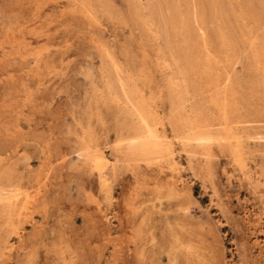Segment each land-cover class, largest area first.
Returning a JSON list of instances; mask_svg holds the SVG:
<instances>
[{"label":"rangeland","instance_id":"374dc122","mask_svg":"<svg viewBox=\"0 0 264 264\" xmlns=\"http://www.w3.org/2000/svg\"><path fill=\"white\" fill-rule=\"evenodd\" d=\"M0 193V264H264V0H0Z\"/></svg>","mask_w":264,"mask_h":264},{"label":"bare ground","instance_id":"6f19581e","mask_svg":"<svg viewBox=\"0 0 264 264\" xmlns=\"http://www.w3.org/2000/svg\"><path fill=\"white\" fill-rule=\"evenodd\" d=\"M180 26V25H179ZM229 103V102H228ZM230 104V103H229ZM233 105V104H232ZM231 106V105H230ZM228 108V107H227ZM224 116V115H223ZM225 117V116H224ZM141 118H143V117H141ZM145 118V117H144ZM141 121H142V123H143V120L141 119ZM227 122V121H226ZM147 123V122H146ZM191 123H193V122H191ZM199 123V122H198ZM144 124H145V122H144ZM148 125V124H147ZM196 126V125H195ZM149 127V126H148ZM206 127V126H205ZM204 127V128H205ZM230 127V126H229ZM150 129V128H149ZM192 130H193V125H192V128H191ZM203 129V128H202ZM143 130V129H142ZM201 130V129H200ZM204 130V129H203ZM208 130H209V128H208ZM151 131V130H150ZM194 131H195V129H194ZM249 131V130H248ZM142 133H144V131H141ZM212 132V131H211ZM198 133V132H197ZM199 133H201V131L199 132ZM207 133H209V132H207V128L205 129V131H203V133H201L200 135H198V136H195V138H194V140L198 143V145H200V147H203V148H206L207 150L208 149H211V147L213 146L212 145V142H211V139H210V137L209 136H212V135H210L209 134V136H208V134ZM150 134V136H152V134H151V132L149 133ZM193 134V133H192ZM195 134V133H194ZM224 133L222 132V135H223ZM217 135V134H216ZM237 135V134H236ZM235 135V136H236ZM187 136V135H186ZM221 136V135H220ZM238 136V135H237ZM236 136V137H237ZM240 136V135H239ZM146 138V136H144L143 135V137H140L141 138V140H143V138ZM191 137V136H190ZM213 137H214V134H213ZM215 137H217V138H219L218 137V135L217 136H215ZM225 137L227 138V136H226V134H225ZM153 138V139H152ZM152 138H149V137H147V139H145L144 140V142H135V143H133V144H131L132 143V141L130 142V144H131V146L129 147L130 148V150H131V152H132V154H139V153H141V155H145V156H149V155H153V153H155V152H157L159 149H160V146L156 143V141H154V139H156V138H154V136L152 137ZM186 138V137H185ZM240 139H242L241 137H239ZM135 139V138H134ZM159 139V138H158ZM191 139V138H190ZM190 139H188V141L187 142H189V140ZM216 139V138H215ZM234 139V135H232L231 134V130H230V132H229V138H227L225 141H224V143L225 144H223V145H221L220 147H223V146H227V148H228V150L230 151V153L236 158V159H239V157L240 156H242V142H239V141H237L235 144H233L231 141ZM136 140V139H135ZM186 140V139H185ZM219 140V139H218ZM158 141V140H157ZM220 141V140H219ZM242 141V140H241ZM129 142V141H128ZM127 142V143H128ZM194 142V141H193ZM216 142V141H215ZM129 144V143H128ZM160 144V143H159ZM215 144V143H214ZM161 145V144H160ZM218 145V144H217ZM220 145V144H219ZM244 145V144H243ZM161 146H163V145H161ZM243 148H245V146L243 147ZM164 150H166V149H164ZM205 150V149H204ZM163 151V150H162ZM168 152H169V150H167ZM166 151V153H168ZM164 152L165 151H163V155H164ZM162 154V153H161ZM154 155H156V154H154ZM157 155H159L158 153H157ZM166 155V154H165ZM95 158H96V156H94ZM137 156H135V158H136ZM139 157V156H138ZM141 157V156H140ZM144 157V156H143ZM163 156H161V158H162ZM95 160H101V159H95ZM1 194V193H0ZM6 196V195H5ZM3 197V199H4V196H2ZM2 199V198H1ZM2 199V200H3ZM6 199H8V198H6ZM9 201H10V199H9ZM12 202V201H11ZM10 202V203H11ZM3 203V202H2ZM2 203H0V204H2ZM8 203V202H7ZM6 203V204H7ZM13 204V203H12ZM1 206V205H0ZM3 206V205H2ZM1 206V207H2ZM7 206V205H6ZM9 207V206H8Z\"/></svg>","mask_w":264,"mask_h":264}]
</instances>
